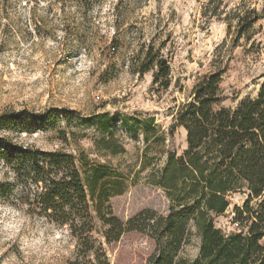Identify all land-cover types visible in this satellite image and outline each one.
Masks as SVG:
<instances>
[{"label": "rangeland", "instance_id": "obj_1", "mask_svg": "<svg viewBox=\"0 0 264 264\" xmlns=\"http://www.w3.org/2000/svg\"><path fill=\"white\" fill-rule=\"evenodd\" d=\"M251 10L258 21L238 37V19ZM149 47L168 60L167 89L155 83V70H136ZM218 69L224 75L217 110L258 96L264 83V0H101L91 10L72 0H0V116L60 110L45 130H2L0 136L72 154L80 167L84 155L90 165L120 173L128 185L100 213L82 170L92 235L105 252L97 258L79 248L67 227L33 212L17 175L0 163V182L14 186L11 196L0 195V264H148L152 239L131 231L108 242L102 216L125 224L146 210L169 213L166 193L150 185L148 176L165 166L170 153L180 157L187 150L188 132L175 125V115L199 79ZM149 118L156 132L145 122ZM158 132L165 141L155 144ZM112 137L123 153L106 150L104 141ZM248 197L245 188L231 193L229 209L214 216L215 227L225 234L247 232L234 219L235 207ZM200 244L192 226L178 257L194 261Z\"/></svg>", "mask_w": 264, "mask_h": 264}, {"label": "trees", "instance_id": "obj_2", "mask_svg": "<svg viewBox=\"0 0 264 264\" xmlns=\"http://www.w3.org/2000/svg\"><path fill=\"white\" fill-rule=\"evenodd\" d=\"M72 1L87 10L101 3V0ZM258 18L255 10L240 16L237 36L246 35ZM144 56L137 72L144 75L155 70V83L169 88L168 60L153 47ZM223 75L224 71L218 69L199 79L192 98L175 115V125L188 132L187 150L180 157L170 153L165 166L148 176L150 185L166 193L169 213L164 216L146 210L125 224L116 217L102 216L109 226L105 233L108 242L117 241L131 231L152 239L155 251L148 264H264V83L256 98L243 101L235 109L217 110ZM58 113L59 109L38 114L27 110L6 112L0 116V131L45 130ZM145 122L156 132L153 118ZM164 141V132H158L154 143ZM104 143L113 155L124 152L113 137ZM0 163L17 175L24 199L33 212L67 227L86 254L105 258L103 248L96 246L92 235L93 217L82 170L89 177L90 196L97 202L100 213L101 205L109 197L126 191L125 177L110 167L90 165L84 155L80 157V167L72 154L21 145L5 136H0ZM13 187L0 182V195L11 196ZM244 188L249 197L242 207H235L234 221L248 230L225 234L215 227L214 216L223 215L231 205L230 194ZM192 226L196 227L201 244L198 257L188 262L178 255Z\"/></svg>", "mask_w": 264, "mask_h": 264}]
</instances>
